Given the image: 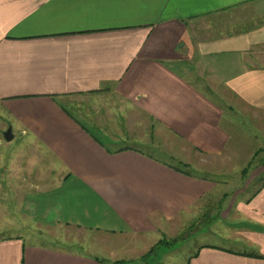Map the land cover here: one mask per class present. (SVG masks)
I'll return each mask as SVG.
<instances>
[{"label": "crops", "instance_id": "1", "mask_svg": "<svg viewBox=\"0 0 264 264\" xmlns=\"http://www.w3.org/2000/svg\"><path fill=\"white\" fill-rule=\"evenodd\" d=\"M0 112L53 176L29 200L37 235L114 258L9 236L0 264L147 252L207 196L220 199L214 243L187 264H264V144L237 122L264 133V0H0ZM128 123L132 135L104 131ZM126 142L140 148L109 146ZM238 172L244 184L222 180ZM3 216L0 233L14 226Z\"/></svg>", "mask_w": 264, "mask_h": 264}, {"label": "rangeland", "instance_id": "2", "mask_svg": "<svg viewBox=\"0 0 264 264\" xmlns=\"http://www.w3.org/2000/svg\"><path fill=\"white\" fill-rule=\"evenodd\" d=\"M87 99L85 98L83 101L86 103ZM112 106L113 103L111 102H101L98 106L101 111V113H99L100 117H105L109 114L110 109H113ZM118 110L119 109H117V111ZM237 122L239 132L246 131L249 134L251 133L252 137H254L253 135H255V133L257 134V142L253 141V144L249 145L250 148L252 146L254 148L258 143L264 144V133L255 127V123L252 124L251 121L241 118V116H237ZM242 122L247 124V129H244L245 124L243 125ZM127 125L130 126L128 123L123 124V127L121 128H107L104 131L111 136L118 134L132 135L135 129L127 127ZM9 128H11L13 138L10 141H6L4 133ZM243 138L242 142L247 140ZM105 141L106 140L104 139V142ZM109 146L111 148L124 146L140 148V146L130 142ZM156 157H160V155H156ZM169 163L174 164L172 161ZM211 164L213 163L211 162ZM48 166L49 164L40 148L36 144H33L32 140L25 138L22 132L17 130L12 122L3 118V114L0 112V224L4 223L5 218L3 214H5L6 209H8L9 213H12L14 222V226H12V228H8L6 232L4 231L0 233V238L19 236L23 239V241H25V244L54 247L61 250L83 253L99 259H114L113 256H107L103 252L89 247V245H83L73 241L65 242L37 235V233H39L37 224L31 217L27 216V214L29 210L33 209L32 204H30V198L39 194L47 184V180L49 178H53V176H47L46 168H49ZM179 167L182 168L183 166ZM245 175L246 174L242 172H238V175H235L237 177L232 178L227 175L225 179L223 178L222 180H224L227 185L232 184L234 186H238L245 183V180L243 181V178L246 177ZM206 177L212 180L214 179L212 175ZM260 184L261 182L258 181V184L253 186V189L255 190ZM252 193L253 192H248L246 195L248 196ZM226 195L230 198L231 196L236 195V192L234 190ZM204 200L205 201L203 203L206 207L204 209L197 210L195 215L192 214L191 216L183 217L181 220L182 226L179 230H177V232L174 231L173 235H171L172 237L165 235L159 237V241L165 240L169 244L172 243V246L169 248L164 247L158 250L155 256H149L146 260L141 262L139 259L148 252L144 251H146L149 247L148 245L150 244L149 240L138 241L135 243L133 250H122L120 252H116L115 255H117V258L115 259L117 261L115 262L131 261L129 260L132 257L131 255H138L144 250L143 252L145 254L133 259L135 262L132 264H187L190 257L196 253L200 246L204 244L213 245L214 243L213 225L217 222V216L220 213V199H215L213 196H207ZM73 234L75 238L80 237V241L85 239L84 235L81 234L80 236V233H77V231H74ZM165 251L167 252L165 253ZM164 254H166V256H164ZM161 259L162 261L159 262ZM109 264H112V262H109Z\"/></svg>", "mask_w": 264, "mask_h": 264}, {"label": "trees", "instance_id": "3", "mask_svg": "<svg viewBox=\"0 0 264 264\" xmlns=\"http://www.w3.org/2000/svg\"><path fill=\"white\" fill-rule=\"evenodd\" d=\"M183 166L186 167V165H183ZM170 246H172V243L169 244L165 240L159 241L144 256H142L139 259V261L142 262V261L146 260V258L149 257V256H155L158 250H160V249H162L164 247L169 248ZM134 262H135L134 260H131V261H128V262H123V261H121V262H113L112 264H124V263L132 264Z\"/></svg>", "mask_w": 264, "mask_h": 264}, {"label": "water", "instance_id": "4", "mask_svg": "<svg viewBox=\"0 0 264 264\" xmlns=\"http://www.w3.org/2000/svg\"><path fill=\"white\" fill-rule=\"evenodd\" d=\"M4 138L6 141H10L13 136H12V132H11V128H9L5 133H4Z\"/></svg>", "mask_w": 264, "mask_h": 264}]
</instances>
